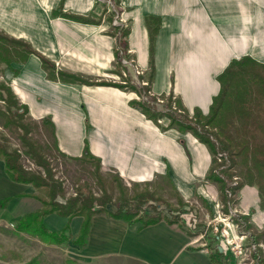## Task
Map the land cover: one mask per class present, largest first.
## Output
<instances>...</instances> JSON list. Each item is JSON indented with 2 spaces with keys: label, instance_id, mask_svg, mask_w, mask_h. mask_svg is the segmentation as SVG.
I'll return each mask as SVG.
<instances>
[{
  "label": "crops",
  "instance_id": "obj_1",
  "mask_svg": "<svg viewBox=\"0 0 264 264\" xmlns=\"http://www.w3.org/2000/svg\"><path fill=\"white\" fill-rule=\"evenodd\" d=\"M60 4L61 0H0V35L14 44H29L56 71L97 82L130 80L140 88L151 66L147 18L153 28L160 21L151 91L165 96L173 91L189 111L199 108L204 114L220 91L218 76L232 60L250 56L264 64V0L63 1L64 13L100 19L98 23L55 14ZM116 16L119 25L113 23ZM124 44L121 61L123 56L133 59L141 74L118 63L116 50ZM13 54L5 73L9 85L30 116L51 118L61 152L81 157L87 143L101 160L102 172L112 171L129 185L165 179L186 200L203 195L204 183L216 192L206 179L213 159L209 147L191 132L164 130L147 118L141 107L132 104L139 100L137 92L50 79L37 54ZM242 190L247 200L237 212L250 214L253 209L251 222L264 227L257 187ZM6 198L10 202L0 206V221L6 223L15 225L25 214L43 208L37 188L13 181L0 158V200ZM43 222L50 231H61L69 224L76 239L84 218L52 213ZM141 226L142 222L129 225L97 213L86 246L69 243L77 248V259L83 264L112 258L139 264H214L209 248L184 221L173 223L165 217Z\"/></svg>",
  "mask_w": 264,
  "mask_h": 264
},
{
  "label": "trees",
  "instance_id": "obj_2",
  "mask_svg": "<svg viewBox=\"0 0 264 264\" xmlns=\"http://www.w3.org/2000/svg\"><path fill=\"white\" fill-rule=\"evenodd\" d=\"M63 1L61 0L59 10L55 14H61L66 18L85 23L100 22V19L64 13L62 9ZM147 24L151 39V66L148 76L149 86L145 87V92L150 91L154 78L155 37L160 21H157L156 26L153 28L151 18H147ZM127 34L128 30L124 32L123 37ZM3 38L7 42H11L6 37ZM16 44L21 47V51L15 49L12 50L13 52L21 53L24 56L34 53L41 58L43 68L47 70L50 79L88 85H110L133 90L141 97L144 94V91L132 84L130 80H126L124 85L117 82H97L78 75L56 71L55 65L35 51L29 44L22 41H18ZM124 49H126L125 44L123 49L116 50V59L119 64L122 63L121 50L126 52ZM8 53H10L8 46L0 45V55L7 64L11 62V58L6 57ZM218 81L220 91L213 98L207 114H204L199 108H195L190 113L182 99L175 97L173 91L168 96L163 95L166 99V109L158 107L159 104L156 103V98H151L150 101L140 99L133 101L132 104L141 107L147 118L153 120L162 129L175 128L181 133L189 131L209 147L213 159L207 179L219 184L224 199L227 198L226 201L229 198L227 190L230 191L231 195H234L245 185L256 186L260 207L264 210V64L250 56L234 59L218 76ZM0 100L6 104L5 110L0 109V120L3 126L5 128L12 127L16 130L21 129L22 133L19 136L22 143L27 146V152L34 157L36 164L42 167L44 171L43 173L42 171L27 169L21 162V151L12 148L8 138L5 135H0V158L5 161L8 176L15 182L33 184L37 189L44 190L46 193L44 197L37 195V198L43 203L41 210L25 214L15 222L17 233L25 232L36 236L47 244L59 245L64 242H72L83 248L87 244L92 218L97 213H105L110 217L123 219L129 225L142 222L141 227L156 224L163 219L157 211L162 203L156 200V191L150 188L152 187L151 183H147L142 190L138 189V187H141L140 184L135 183L132 192H130L131 190L128 187L122 185L123 180L119 175L116 174L113 180L106 179L102 175L101 160L91 153L87 143L81 157H71L61 152L58 147L55 125L51 118L46 117L41 121L51 128L55 150L60 155L72 160L93 161L102 188V195L99 197H96L90 190H79L75 196L68 198L65 202L59 201L58 196L64 191L63 184L55 178L52 163L41 151L38 143L29 137L31 128L24 121L29 112L27 105L23 104L12 90V87L5 83H0ZM174 102L176 109L173 108ZM163 117L170 119L167 127L161 126L159 122ZM216 157L223 159L224 163L218 162ZM233 167H239V170L233 171ZM234 177H237L238 180L240 178V181H237L235 185L231 182ZM114 182L118 183V194L113 193ZM10 200L11 198L0 200V206L6 207ZM151 201L156 202V204L150 203ZM149 208L152 212L147 213ZM228 211L229 209L226 207L225 212L228 213ZM253 212L252 209L250 214L237 215L236 218L233 216V221L237 228L241 227L239 232L250 234L252 243L256 245L255 250L252 252L256 264H264L263 249L259 246L260 243H264V230H257L251 222ZM52 213L68 217L83 216L84 222L79 236L72 239L69 224L61 231H50L44 225L43 220L46 215ZM179 220L180 218L175 216L172 222L175 223ZM213 240L220 241L216 235ZM220 243L210 251V257L214 264H227V260L224 258L230 254V251L224 242ZM222 258L225 262L222 261ZM67 263L81 264L72 259L68 260ZM29 264L42 263L36 259Z\"/></svg>",
  "mask_w": 264,
  "mask_h": 264
},
{
  "label": "rangeland",
  "instance_id": "obj_3",
  "mask_svg": "<svg viewBox=\"0 0 264 264\" xmlns=\"http://www.w3.org/2000/svg\"><path fill=\"white\" fill-rule=\"evenodd\" d=\"M3 44L8 46L10 53H8L6 57L11 59L15 56L13 53L11 54V52H13L12 50L21 49L18 45L12 42H7V40L0 35V45ZM7 70V63L4 62L2 56L0 55V83L9 84V80L5 76ZM146 79L148 82V78ZM120 81V84H122L123 80L120 79ZM124 84L126 83H123V85ZM140 85L142 91H145V87L149 86V84L143 86L141 83ZM148 92L146 91V94H148ZM150 92L152 93L151 86ZM140 98L141 96H139V100ZM151 98H156V103L159 104L158 107L160 109H166V99H164L165 96L155 95L152 93L151 95L149 94V101ZM158 98L164 99V102L159 103ZM5 107L6 104L0 100V109L5 110ZM173 108L176 109L175 102L173 103ZM190 113L192 112L190 111ZM24 121L28 123L31 128L29 137L38 143L41 151L52 163L55 178L63 184L64 191L58 196L59 201L65 202L68 198L75 196L79 190H90L96 197L102 195V188L98 181L95 171V163L93 161H76L60 155L54 148L53 136L51 135V128L49 125L43 124L41 120H36L29 114L25 116ZM159 122L163 127H167L170 123V119L168 117H163ZM21 133V129L16 130L12 127L5 128L0 120V135H5L8 138L9 144L12 148H17L21 151V162L25 165V167L33 171H42L44 173L43 168L38 166L34 157L27 152V146L22 143L19 136ZM216 158L218 162L224 163L223 159H218V157ZM236 170H239V167H233V171ZM102 175L108 180H113L116 174L112 171L105 170L102 172ZM207 180H210L211 184L216 187V192H212L211 188L206 187V183H204V194L196 195L194 198L187 199L188 201L184 199L175 189H173L169 182L165 179L152 182L153 184L151 183L152 187L150 188L156 191V200L162 203L157 210L158 215L163 218L166 217L173 219L175 216L180 218L181 221L186 223L188 230L191 231L193 236L201 237V240L205 244L203 245L206 248H209V251L221 244L220 242H223L213 240L216 235L214 225L219 226L220 231L227 230L230 233V238L232 239L234 237L240 238V236L245 235V238H242V241L240 240L241 238L238 239L239 242L241 241V246L245 250L243 254H234L231 246L228 245L230 247L228 248L229 251L233 252V254L230 252V254H228L227 257L225 256L224 259L227 260V264H242L243 260L246 261V264H256L255 260L252 259V252L254 250H249L251 245H256L252 243L253 241L250 238V234H241L239 232L241 227L236 228V224L233 221L234 217L236 218L237 215L239 216L244 214L242 212L231 213L230 211L236 210L237 208L240 209V205H242L241 202L247 200L244 196H242V189L248 185H245L234 195H229L228 201H226L227 198L224 199L219 184L211 179ZM235 181H240V178L238 180L237 177H234L231 180L233 183ZM114 183L113 193L118 194V183ZM122 185L124 187H128V189L131 190L130 192H132L133 184L129 185L123 181ZM140 186L141 187H138V189L142 190L145 187V184H141ZM37 195L44 197L46 196V193L44 190L37 189ZM214 195H216V197ZM181 200H183V202H181ZM150 203L156 204L154 201H151ZM226 207L229 209L228 213L225 212ZM148 210L152 212L151 208L147 209V213ZM194 218H198L196 227L192 224ZM224 223L231 225V227H226ZM254 226L259 231L264 230V227H258L255 224ZM234 246H236V243H234ZM259 246L262 247L264 253V243H260ZM76 253L77 248L72 246L69 242H64L59 245L47 244L36 236L29 235L25 232L17 233L15 225L12 223L10 224L0 221V264H29L36 259L42 264H68L67 262L70 259L77 260L79 263L83 264L77 259ZM224 259L222 258L223 262H225ZM97 264L139 263L112 258Z\"/></svg>",
  "mask_w": 264,
  "mask_h": 264
},
{
  "label": "built area",
  "instance_id": "obj_4",
  "mask_svg": "<svg viewBox=\"0 0 264 264\" xmlns=\"http://www.w3.org/2000/svg\"><path fill=\"white\" fill-rule=\"evenodd\" d=\"M113 23H114L115 25H119V24H120V20H119L118 16L115 17ZM121 62H122V64H123L124 66L134 68V70H135V72H136L137 74H141V71H140V70L138 69V67L135 65V61H134L133 59H129L128 57L123 56ZM123 74H124L125 76H127V73L123 72ZM123 83H126V82H123ZM141 84H142L143 86H145L146 84L148 85V82H147V81H142ZM149 94L151 95L152 93L149 91L148 94H146V92L144 91V94H143V96H142L140 99H143V100L149 101ZM158 102H159V103H163V102H164V99H162V98H158ZM219 157H220V156H219ZM219 159H220V158H219ZM233 184H234V185L237 184V181H235ZM227 192H228L229 195H231V193H230L229 190H227ZM230 211H231V213L237 212L236 210H230ZM148 212H149V210H148ZM197 223H198V218H197V219L194 218V219H193V223H192L193 226L196 227ZM224 224H225V226L228 227V228L231 227V225H227V223H224ZM236 228H237V225H236ZM214 229L216 230V236H217V238H218L220 241H223V242L227 245L228 248H230L229 246H231L232 251L234 252V254H238V253H239L240 255L243 254V252H244L245 250H244L243 247L241 246V241H242V238H245V235L240 236L241 239H240V238H235V237L232 239V238H230V233H229L227 230H224V231L222 230V231H220V230H219V226H216V225H214ZM238 239H240L241 241L239 242ZM234 243H236V246H234ZM204 245H205V244H204ZM228 245H229V246H228ZM232 246H233V247H232ZM255 248H256V246L251 245V247L249 248V250H250V251H251V250L253 251V250H255ZM230 252H231V251H230ZM233 252H231V253L233 254ZM252 259L254 260L253 257H252ZM255 262H256V261H255ZM242 264H246V261L243 260Z\"/></svg>",
  "mask_w": 264,
  "mask_h": 264
},
{
  "label": "water",
  "instance_id": "obj_5",
  "mask_svg": "<svg viewBox=\"0 0 264 264\" xmlns=\"http://www.w3.org/2000/svg\"><path fill=\"white\" fill-rule=\"evenodd\" d=\"M222 249V247H220Z\"/></svg>",
  "mask_w": 264,
  "mask_h": 264
}]
</instances>
